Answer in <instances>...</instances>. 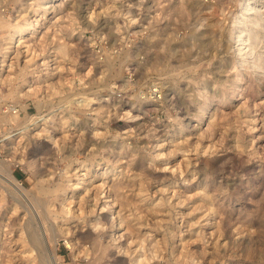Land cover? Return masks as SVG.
Returning a JSON list of instances; mask_svg holds the SVG:
<instances>
[{"label":"rangeland","instance_id":"374dc122","mask_svg":"<svg viewBox=\"0 0 264 264\" xmlns=\"http://www.w3.org/2000/svg\"><path fill=\"white\" fill-rule=\"evenodd\" d=\"M42 1L0 0V264H133L136 246L141 264H264V71L246 62L230 84L223 31L238 0H63L46 13ZM26 17L41 32L1 61ZM259 35L250 58H264ZM87 166L107 176L98 196L61 202ZM101 193L127 227L99 212Z\"/></svg>","mask_w":264,"mask_h":264},{"label":"bare ground","instance_id":"6f19581e","mask_svg":"<svg viewBox=\"0 0 264 264\" xmlns=\"http://www.w3.org/2000/svg\"><path fill=\"white\" fill-rule=\"evenodd\" d=\"M56 1H58V0H43L42 2H41V4H40V6L37 8L38 10H39V12H41V11H45L44 13H46V11H48L49 9L51 10V7L52 6H56L57 7V5H59L60 6V4L63 2V0H59L58 1V3L56 2ZM219 1V6L220 5H225V3L227 2V1H229V0H218ZM233 1V0H232ZM230 3V2H229ZM215 5V4H214ZM217 5V4H216ZM227 5V4H226ZM237 10H235V11H233L232 12V14L230 15V17H229V21H228V24L226 25V27H225V30L223 31V33L224 34H227L226 36L228 37V39H229V41H231L232 43L231 44H233V51H234V53H235V56H236V63H233V66H235V64H236V66L234 67V73H233V75H234V77H232V79H233V81L230 83V84H232V85H238V86H240V85H242V83H239V82H242V78H243V73L245 72H243L242 71V69L243 68H240V67H243V65L244 64H246V62H248V63H250L251 64V66L252 67H254V69L256 70V69H258V70H262V71H264V58L262 57L263 55H258V52H257V56H255V57H251L250 58V55H252V54H250V52H254V51H252L253 50V48L254 47H252V46H255V44L253 45V43H254V41H253V37H254V40L255 41H258V40H256L257 38H259V34H261V31L263 30V33H264V0H238L237 1ZM219 6H218V8H216V10H212V12H214V14H215V11L217 12V9L219 10ZM222 7V6H221ZM220 7V8H221ZM222 8H224V6L222 7ZM215 9V8H214ZM54 10V9H53ZM223 10V9H222ZM222 10H220V11H222ZM204 12H206V11H204ZM211 12V13H212ZM224 12V11H223ZM92 13V12H91ZM218 13V12H217ZM43 14V13H42ZM213 14V13H212ZM39 15V14H38ZM41 16V15H40ZM211 19V18H210ZM225 19V18H224ZM24 20V19H23ZM17 21V20H16ZM227 21V20H226ZM7 22V21H6ZM6 25H8L7 23H5ZM12 24V23H11ZM11 24L10 25H8L9 26V28L8 29H12L11 31H10V33H9V39L7 40V41H5V40H3V41H5V43H6V45L5 46H3L4 48H5V50H4V52L2 53V55H3V58L1 59V61H5V60H9L10 59V57L9 56H7V53L8 52H11L12 50L14 51V49H15V47L14 46H16V45H21V46H30V43H28L29 41H28V39H30V37H27V35H29L30 33H34V32H41V30L42 29H39V26L42 24L41 22H40V20H39V18L38 17H35V18H27L26 17V20L24 21V24H20V25H15L16 27H10L11 26ZM14 25V24H13ZM220 25V24H219ZM4 27V26H3ZM41 27V26H40ZM226 31V32H225ZM221 32V31H220ZM4 34V33H3ZM258 36V37H257ZM257 37V38H256ZM261 37V36H260ZM256 38V39H255ZM262 38V37H261ZM261 38H259V39H261ZM264 38V37H263ZM45 40V39H44ZM227 40V39H226ZM260 42V41H259ZM14 43V44H13ZM16 43V44H15ZM31 43H33V41L31 42ZM264 43V42H263ZM257 45H259V44H257ZM256 45V46H257ZM34 46V45H33ZM263 46H264V44H263ZM14 47V48H13ZM28 47L26 48V49H28ZM35 47V46H34ZM33 47V48H34ZM13 48V49H12ZM36 48V47H35ZM261 48V47H260ZM18 49V48H17ZM23 49V48H22ZM25 50V49H24ZM29 50V49H28ZM232 50V49H231ZM30 51V50H29ZM25 52V51H24ZM27 53V52H26ZM29 53V52H28ZM261 53V52H260ZM16 54V53H15ZM18 54H20L19 52H18ZM18 54H16L17 56H19ZM250 54V55H249ZM32 56V55H31ZM13 57V56H12ZM29 58V57H28ZM263 58V60H261ZM17 59V58H16ZM25 60H27V59H25ZM32 60V59H31ZM11 61V60H10ZM12 61H13V59H12ZM250 61V62H249ZM14 62V61H13ZM12 62V63H13ZM29 62V61H28ZM10 63V62H9ZM15 63V62H14ZM3 64H7V62L5 63V62H3ZM38 64V63H37ZM47 64V63H46ZM23 65V64H22ZM60 65V64H59ZM3 66V65H2ZM11 67H12V64L10 65ZM58 66V65H57ZM35 67H37V66H35ZM10 68V67H9ZM250 68V67H249ZM53 69V68H52ZM12 70V69H11ZM35 70V69H34ZM17 72V71H16ZM254 72V71H253ZM264 73V72H263ZM12 75V74H11ZM10 75V76H11ZM37 75V74H36ZM39 75V74H38ZM37 75V76H38ZM15 77V76H14ZM264 78V77H263ZM1 79H3V78H1ZM1 79H0V81H1ZM8 79V78H7ZM25 80V79H24ZM26 81H27V79H26ZM229 85V84H228ZM1 86H3V85H1ZM228 89V88H227ZM29 90V89H28ZM242 88L240 87H238L237 89H236V91H235V93H233V97H231V101H229V103H232L234 100H240L241 99V95L243 94L242 93ZM83 96V95H82ZM228 100V99H227ZM230 100V99H229ZM228 102V101H227ZM82 103V102H81ZM235 104H238V102H236ZM239 105V104H238ZM147 108V107H146ZM213 108H214V106L213 105H211V102L210 101H208V103L204 106V110H203V112H210V113H212V114H210L211 115V117H213V116H215V113L214 112H212L213 111ZM240 108V107H239ZM145 110V109H144ZM3 112V111H2ZM129 112V111H128ZM137 112V111H136ZM221 112V111H220ZM145 113V112H144ZM138 114L139 113H136V115L138 116ZM205 114V113H204ZM218 114V113H217ZM0 116H2V117H6V116H8V115H6V114H4V113H2V115H0ZM139 116H141V115H139ZM145 116V115H144ZM237 116V115H236ZM257 116V115H256ZM16 117H17V115H15V114H12V117H10V119L12 120V119H16ZM217 117V116H216ZM219 117V116H218ZM223 117V116H222ZM33 119H35V116H33L32 117ZM131 118H133V117H131ZM135 119H137L136 117H134ZM133 118V119H134ZM138 118H140V117H138ZM6 119H9L8 117L6 118ZM9 119V120H10ZM132 119V120H133ZM249 119H250V117H249ZM248 119V120H249ZM138 120V119H137ZM210 120H212V119H210ZM222 120V119H221ZM252 121V120H251ZM257 121V120H256ZM134 122V121H133ZM31 123V122H30ZM256 123V122H255ZM132 124V123H131ZM141 125V124H140ZM252 128V127H251ZM257 128V127H256ZM256 128H254V129H256ZM128 130H129V128L127 127L125 130H124V132H128ZM45 132H47L46 130H45ZM72 132V131H71ZM96 132V130L94 131V133ZM97 132H99V131H97ZM102 131H100V133H101ZM39 133V132H38ZM68 133H70V132H68ZM99 133V134H100ZM48 134V133H47ZM67 134V132L65 133V135ZM71 134H73V133H71ZM70 134V135H71ZM94 136L96 135V134H93ZM145 135V134H144ZM66 136H68V135H66ZM66 136H64V137H66ZM91 136V135H90ZM93 136V137H94ZM53 137V136H52ZM178 143V142H177ZM160 144V147H161V145H162V143H159ZM158 144V145H159ZM158 148V147H157ZM209 148V147H208ZM188 149V148H187ZM207 150V149H206ZM172 151V150H171ZM156 155V157L155 158H153V160L154 161H156V160H158L159 159V153H156L155 154ZM199 156V155H198ZM188 158V157H187ZM184 160V159H183ZM206 160V159H205ZM190 161V160H189ZM201 162V161H200ZM181 163V162H180ZM178 161L177 162H175V163H165V164H160V165H156V166H158L157 167V170H159V171H162V172H169V173H175V172H177V170H178V168H179V170H181L182 169V167H181V164H180ZM188 163V162H187ZM188 165V164H187ZM148 166V165H147ZM178 166H180V167H178ZM149 167V166H148ZM187 167V169H188V166H186ZM152 168V167H151ZM181 168V169H180ZM192 168V167H191ZM193 169V168H192ZM196 169V168H195ZM123 170V169H122ZM137 170V169H136ZM184 170V169H183ZM191 170V169H190ZM198 171V170H197ZM196 171V172H197ZM10 172V171H9ZM77 172V171H76ZM192 172V171H191ZM91 173H93V171H92V168H90V167H86L85 168V170H83V172H80V173H77V179H76V181H74V182H72V194H67V192H66V194L64 195V197H63V199H62V201L61 202H63V201H65L66 199H68L69 200V198H71V197H73L74 196V194H75V192H79V188H83V189H81L80 190V192H79V194H78V196L82 199V198H85V197H87V198H85V199H88V197H90L91 196V194L93 195V193H94V191L96 192V190H101L102 189V187H103V185H104V180L106 179V177L107 176H105V177H103V181H101V182H99V180L97 181V179H96V176H91L90 174ZM183 173V172H182ZM197 174V173H196ZM10 175V174H9ZM11 176H12V173H11ZM197 176V175H196ZM7 177V176H6ZM98 177V176H97ZM181 177H182V175H181ZM189 177V176H188ZM195 177V176H194ZM194 177H192V178H194ZM183 178H184V176H183ZM190 178V177H189ZM189 178H184L185 180H183V183H182V185H185L186 183H189V181L187 180V179H189ZM200 178V177H199ZM9 179V178H8ZM14 180V181H16V178L15 177H13L12 176V178H10V180ZM192 180H194V179H192ZM191 182H193V181H191ZM205 182V181H204ZM106 183V182H105ZM114 183H115V181H114ZM113 183V184H114ZM174 183V182H173ZM176 183H178L177 181H175V184ZM191 184V183H190ZM111 185V184H110ZM205 185V184H204ZM108 186V188L110 187L109 185H107ZM142 186V185H141ZM206 186V185H205ZM204 186V187H205ZM207 187V186H206ZM111 188V190H112V187H110ZM203 188V187H202ZM76 189H78V191L76 190ZM103 189H105V188H103ZM140 190V189H139ZM203 190V189H202ZM202 190L201 191H199V192H202ZM109 191V190H108ZM120 191V190H119ZM118 192V191H117ZM124 192V191H123ZM174 193H175V191H174ZM102 194V193H101ZM100 194V196L99 197H101L102 196V198H97L98 200H96L97 202H96V205H98L99 206V208H100V213H102L103 214V217L106 219V220H111L110 222H111V226L113 227L114 225H116V228L117 229H124L125 227H127V226H125L124 225V223L122 222L123 221V219L122 220H119L118 219V215L120 214V209L119 210H117L116 208H114V203H113V199L112 198H108L110 195L108 194V193H105V194H102L101 195ZM116 194V193H115ZM118 194V193H117ZM116 194V195H117ZM95 195H97L98 196V193L96 192V194ZM113 195V194H112ZM115 195V196H116ZM171 195H173V194H171ZM204 195V194H203ZM206 195V194H205ZM97 196H93L94 198L95 197H97ZM103 196L105 197V199L103 198ZM211 196V195H210ZM209 196V197H210ZM213 196V195H212ZM178 197V196H177ZM181 197V196H180ZM117 198H119V197H117ZM211 198H213V197H211ZM72 199V198H71ZM181 199V198H180ZM68 200H66V201H68ZM89 200V199H88ZM144 200V199H143ZM71 201V200H70ZM180 201V200H179ZM211 201H213V200H211ZM72 202V201H71ZM80 202V201H79ZM84 202V201H83ZM68 204V203H67ZM70 204V203H69ZM180 204V203H179ZM213 204V203H212ZM64 205V204H63ZM80 205V204H79ZM95 205V204H94ZM70 206V205H69ZM52 207V206H51ZM63 208H65L64 206H62ZM121 207V206H120ZM214 207V206H213ZM217 207V206H216ZM79 208V207H78ZM81 208V207H80ZM92 208V207H91ZM212 208V207H211ZM219 208V207H218ZM67 209V208H66ZM209 209V208H208ZM72 210V209H71ZM68 211H70V210H68ZM68 211H66V212H68ZM83 211V210H82ZM118 211V212H117ZM210 211H212V212H214L213 211V208L210 210ZM207 212H208V210L206 211V214H207ZM216 213V212H215ZM68 214V213H67ZM167 214H169V213H167ZM208 215V214H207ZM211 215V214H210ZM209 215V216H210ZM77 216V215H76ZM170 216V215H169ZM97 217V216H96ZM123 217V216H122ZM125 217H127V216H125ZM201 217H202V215H201ZM201 217H199V218H201ZM205 217V216H204ZM214 217V216H213ZM104 218H102V219H104ZM135 218V217H134ZM139 218V217H138ZM203 218V217H202ZM201 218V219H202ZM206 219H207V222L209 221V217H205ZM97 219V218H96ZM101 219V220H102ZM126 219V218H125ZM160 219V218H159ZM95 220V219H94ZM101 220H99L98 219V221H101ZM158 220V219H157ZM162 220H164V219H162ZM161 220V221H162ZM103 221V220H102ZM119 221V222H118ZM197 221V220H196ZM196 221H194V222H196ZM198 221H199V219H198ZM214 221V220H213ZM213 221L211 220L210 221V223H213ZM116 222H118V223H116ZM135 222V221H134ZM202 222V221H201ZM204 222H206V221H204ZM203 222V223H204ZM93 223V222H92ZM97 220H95L94 221V225L95 226H97ZM104 223V222H103ZM207 224V223H206ZM93 225V226H94ZM101 225V228H103V226L105 225V224H103L102 225V223L100 222V224H98V226H100ZM200 225H202V224H200ZM199 225V226H200ZM94 226V227H95ZM139 226V225H138ZM111 227V228H112ZM104 228H106V227H104ZM139 228H141V227H139ZM94 229V228H93ZM95 229H98V228H95ZM126 229H128V228H126ZM124 230L125 232L127 231L128 232V230ZM191 231L193 230V229H190ZM201 230H203V229H201ZM200 230V231H201ZM123 231V230H122ZM190 231V232H191ZM195 231H197V230H195ZM121 232V230H116L115 232H114V241L115 240H117V237H115V236H120V233ZM33 233V232H32ZM32 233H30V235L32 234ZM146 233H148V232H145V234ZM151 233V232H150ZM149 233V234H150ZM191 233H193V232H191ZM195 233V232H194ZM203 233V232H202ZM128 234V233H127ZM196 234V233H195ZM34 235V234H33ZM35 235H36V233H35ZM181 235V234H180ZM39 236V235H38ZM151 236V235H150ZM196 236H199V235H196ZM203 236V235H202ZM34 237V236H33ZM131 237V236H130ZM31 238H32V236H31ZM38 238V237H37ZM37 238H35V241H37L38 239ZM102 238V237H101ZM111 238H113V237H111ZM201 238V237H200ZM206 238V237H205ZM29 239H30V237H29ZM132 239V238H131ZM144 239V238H143ZM143 239H142V241H143ZM196 239H197V237H196ZM41 240V239H40ZM40 240H38V241H40ZM185 240H187V239H185ZM188 240H190V239H188ZM195 240V239H194ZM95 242H94V244L96 243L98 246H99V248L97 247V249H99V252L101 251V257L102 256H104V255H102V254H105V251L106 250H108V246H107V244H105L104 242H103V240H101L100 239V237H98V238H95V240H94ZM133 241H134V243L136 242V241H138L136 238H133L132 240H130V242H132L133 243ZM139 242V241H138ZM137 242V243H138ZM187 242V241H186ZM137 243H135V244H137ZM180 243V242H179ZM185 243V241L183 242V244ZM142 244H143V242H142ZM141 244V245H142ZM41 245V244H40ZM27 246V245H26ZM114 246V245H113ZM119 246V245H118ZM140 246V245H139ZM183 246V245H182ZM204 246V245H203ZM110 247V246H109ZM147 247H148V245H147ZM139 249L141 250V248L139 247ZM139 249H138V247L136 246L133 250H135V251H137L136 253H134V256L132 257L133 258V264H139L140 262H143V259H145L146 260V258H147V256H141V254H143V253H138V252H140L139 251ZM144 249V248H143ZM110 250V249H109ZM98 252V253H99ZM30 254V253H29ZM28 254V255H29ZM107 254V253H106ZM25 255V254H24ZM96 255H97V253H96ZM155 256V255H154ZM146 257V258H145ZM99 258V257H98ZM150 258V257H149ZM46 259V258H45ZM47 260V259H46ZM95 260H98V259H94L93 261L95 262ZM42 262V261H41ZM94 262H92L91 264H93ZM97 262V261H96ZM145 262V261H144ZM44 264V263H43ZM94 264H96V263H94ZM141 264V263H140Z\"/></svg>","mask_w":264,"mask_h":264}]
</instances>
